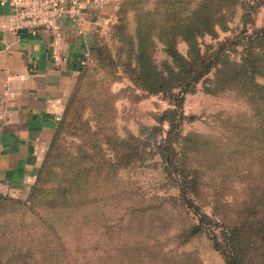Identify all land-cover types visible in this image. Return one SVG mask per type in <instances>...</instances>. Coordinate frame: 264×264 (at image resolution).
I'll return each instance as SVG.
<instances>
[{
    "label": "rangeland",
    "instance_id": "rangeland-1",
    "mask_svg": "<svg viewBox=\"0 0 264 264\" xmlns=\"http://www.w3.org/2000/svg\"><path fill=\"white\" fill-rule=\"evenodd\" d=\"M263 1H121L91 43L102 47L103 58L87 56L76 76L78 96L52 157L47 146L22 205L0 210L21 227L8 233L15 243H0L1 264L6 258L11 264H225L213 241L223 245L220 230L231 227L238 249L246 246L264 221V195L255 181L236 177L264 176V165L254 161L264 152L253 131L264 108L230 88L225 75L247 55L246 37L263 25ZM169 37L186 61L197 54L205 61L223 44L216 64L191 84L177 109L170 134L177 175L159 148L173 119L172 98L135 80L142 39L161 80L174 84L168 68H178L163 45ZM179 189L211 224L189 234L197 216ZM13 244L29 249L27 257L11 258L20 253ZM239 264H264V243Z\"/></svg>",
    "mask_w": 264,
    "mask_h": 264
},
{
    "label": "crops",
    "instance_id": "crops-1",
    "mask_svg": "<svg viewBox=\"0 0 264 264\" xmlns=\"http://www.w3.org/2000/svg\"><path fill=\"white\" fill-rule=\"evenodd\" d=\"M80 30L13 28L10 0H0V194L23 199L57 127L76 76L120 0H82Z\"/></svg>",
    "mask_w": 264,
    "mask_h": 264
},
{
    "label": "trees",
    "instance_id": "trees-1",
    "mask_svg": "<svg viewBox=\"0 0 264 264\" xmlns=\"http://www.w3.org/2000/svg\"><path fill=\"white\" fill-rule=\"evenodd\" d=\"M122 0H120L117 4L115 11L113 12V16L116 14L119 4ZM264 6V1H263ZM188 25V23H186ZM164 52L167 57L171 59L175 66L178 68V71H173L172 68H168L169 74L173 75L172 81L174 84L168 85L165 81L161 79H165L162 75V72H159L155 65L147 58L146 55V47L142 42V39H139L136 45V61L137 68L135 73V80L141 89L146 90L149 93H164L168 97L172 98L174 109L173 111V119L168 123V129L166 130L165 137L162 140V145L160 148V156L164 160L165 166L168 171L175 172L177 175L180 172L172 161L173 149L170 143V134L176 128V122L178 121L180 112L177 110L181 106V102L183 100V94L188 91V88L192 83L197 82L204 74L208 72V70L216 64V58L218 54L222 50V45L220 44L217 47L216 51L211 56L204 61V59L197 54V56L191 57L190 60L186 61L183 59L175 50L172 38H166L163 41ZM243 43V42H242ZM248 43V44H247ZM245 45V49L247 50V55L242 56L241 60L238 64H232V69L230 72L228 71L225 75V80L227 83L229 82L230 88L237 91L240 95H243L248 99L249 102L260 104L261 109L264 108V84H259L255 81L256 77L264 78V22L263 25L255 29L251 35L246 37V40L243 43ZM253 45L252 47L250 45ZM92 56L95 59L101 60L104 56V50L98 44H91L88 49V55ZM186 68H182L185 67ZM86 71L81 69V77ZM166 72V71H165ZM229 73V74H228ZM78 82V81H77ZM76 86V85H75ZM72 89L68 99L67 104L63 110L59 127L54 131L46 152L47 157H52V152L55 149L56 139L61 133L62 129H64V120L66 118L68 110L72 107L74 102L76 101V96H78V91L80 88V84ZM173 87L179 88V92L177 94H173L171 92ZM177 116V118H176ZM254 133L257 135L255 139L256 146L259 151L264 152V117L263 120L257 123V126L253 129ZM45 156V158H47ZM256 163H259L261 166L264 165V155H262L259 159L258 157L254 160ZM42 165L38 167L36 176L40 173ZM237 179H250L258 183L261 187V194L264 195V176L263 174L255 177L249 172H246L245 175L236 177ZM33 189V187H32ZM258 189H260L258 187ZM179 192L182 196L183 202L187 209H190L192 213L197 216L198 223L191 227L189 234H193L200 229V224H211V220L206 217L205 214L198 212L196 206L185 197V193L182 189H179ZM32 193V190H31ZM264 200V199H263ZM22 205L20 199L12 198L7 195L0 194V210H13V208L18 207V205ZM33 207V202L31 203V208ZM248 209H255L254 207ZM12 212V211H11ZM4 215L0 213V243L2 240L7 242L15 243L10 241L9 239L12 236H8V233L12 232L13 227H17L20 229L19 223L17 220L11 222V224L7 223L10 221V217L7 214L10 212H3ZM255 212H253L254 214ZM5 222H3V221ZM39 221L38 219H36ZM45 223V222H43ZM49 225V224H46ZM243 225V224H242ZM260 229L258 232L252 236L248 237L245 240L246 246L238 249L236 245V240L234 237V232H236V227H231L228 230L221 229L220 235L223 241V245H220L216 240L213 241L214 246L221 252L224 257L225 264H239L240 259L245 257L246 251L252 248L260 249L261 243H264V221L260 225ZM48 229L55 234V229L53 227H48ZM2 236V237H1ZM17 236V235H14ZM18 239L20 238L17 236ZM15 238V237H14ZM15 246V251H19L20 253L13 254L11 258L14 260H18L27 256H24L26 251L29 249L21 250L18 244H13ZM18 245V246H17ZM30 254V253H29ZM28 254V255H29ZM21 257V258H20ZM1 264V262H0ZM3 264H11L8 261V258L5 259Z\"/></svg>",
    "mask_w": 264,
    "mask_h": 264
},
{
    "label": "built area",
    "instance_id": "built-area-1",
    "mask_svg": "<svg viewBox=\"0 0 264 264\" xmlns=\"http://www.w3.org/2000/svg\"><path fill=\"white\" fill-rule=\"evenodd\" d=\"M10 4L15 29L51 30L60 21H67L80 30L84 22L82 0H10Z\"/></svg>",
    "mask_w": 264,
    "mask_h": 264
}]
</instances>
